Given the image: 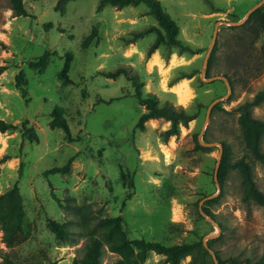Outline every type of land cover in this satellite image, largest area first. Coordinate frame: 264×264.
Returning <instances> with one entry per match:
<instances>
[{"label":"rangeland","instance_id":"374dc122","mask_svg":"<svg viewBox=\"0 0 264 264\" xmlns=\"http://www.w3.org/2000/svg\"><path fill=\"white\" fill-rule=\"evenodd\" d=\"M161 1L180 26L178 39L198 53L161 45L148 55L155 33L129 43L133 32L158 25L144 3L99 10L100 0H23L30 16L16 17L9 0H0V66L6 67L0 75V119L17 126L0 132V195L18 185L31 225L30 237L12 248L3 241L0 226V262L9 256L19 264H72L82 255L94 222L119 216L129 239L166 246L213 240L211 250L226 264L255 263L263 255L264 208L243 201L236 170L229 168L221 189L217 184L225 146L232 163L244 154L236 108L264 91V70L256 78L243 72L234 53L239 41L233 27L238 26L230 23L244 19L262 0ZM87 38L92 39L86 45ZM67 54L72 55L71 83L64 85L59 72ZM152 56L160 63L151 65ZM122 66L143 81V93L158 97L161 106H183L196 118L168 141L162 138L171 126L165 120L148 121L143 132L138 130L145 108L133 82L124 75H99ZM215 77L220 78L210 81ZM173 85L193 95L187 105L169 91ZM58 108L68 131L50 126ZM253 115L264 120V103ZM202 132V141L223 144L222 155L219 146L198 143ZM70 158L69 173L45 174ZM255 180L264 192L259 162ZM211 195L217 200L207 205L204 199ZM73 206L89 210L80 213ZM48 219L66 223L71 238L58 240ZM120 258L131 256L106 247L102 264ZM163 261L152 253L144 264ZM190 261L186 257L181 264Z\"/></svg>","mask_w":264,"mask_h":264},{"label":"trees","instance_id":"16d2710c","mask_svg":"<svg viewBox=\"0 0 264 264\" xmlns=\"http://www.w3.org/2000/svg\"><path fill=\"white\" fill-rule=\"evenodd\" d=\"M210 3L209 0H206ZM10 8L16 17L30 16L25 8L23 0H9ZM146 4L147 14L153 15L158 25H151L140 31L133 32V39L129 43L143 38L150 34H157L156 41L150 46L148 55L154 53L161 45L167 47H177L181 52L198 53L190 45L178 39L180 26L170 14L164 9L161 0H100L98 9L101 10L107 5L124 8L127 6H138ZM238 45L234 53L242 60L243 72L252 78L258 77L264 70V6L253 12L246 23L238 27ZM92 38H87L85 44ZM261 42L260 46L258 43ZM72 55L67 54L64 68L59 72V78L63 84L71 83L68 77V71L71 66ZM211 59H209V66ZM6 70V67L0 66V75ZM99 75L108 78H118L121 75L126 76L133 82L135 87V97L139 104L145 108L141 114L136 128L140 131L146 129L145 124L151 119H164L171 123L169 129L162 133L164 141H168L173 136L180 134V126L188 125L195 119L194 114H190L183 106H174L172 104L160 105L158 97L151 93L144 94V83L135 76H129L126 67H119L116 71H100ZM237 75V73H235ZM231 84L234 80L229 78ZM264 103V91L258 92L250 100L241 103L236 111L239 113V126L242 132L244 154L235 162H231L228 146H225L224 157L218 171V183L223 187L229 168L238 172L243 186V201L245 203H254L264 208V192L257 186L255 180V164L261 163L264 167V120H260L253 115V109ZM59 108L54 112V119L51 121L52 128L62 127L68 131L67 121L57 114ZM17 126L0 119V132L4 133L16 130ZM25 135V133H23ZM200 143V141L198 142ZM9 158L5 157L2 162ZM70 160L64 166L53 167L46 171L49 174H67L70 172L72 162ZM59 201V199H57ZM217 199L207 200V205L212 204ZM77 212L89 210L86 207L73 206ZM204 212L207 216H212L208 207ZM85 215V219H86ZM86 225V221H82ZM49 230L58 240H69L71 232L66 223H60L54 219L47 220ZM0 226L3 232V241L6 246L12 248L20 239H27L31 235L30 221L26 216L24 199L18 185L14 186L7 193L0 195ZM213 240L208 241V248L203 241H189L182 244L166 246L157 242H147L145 239H129L124 230V221L122 217L100 218L94 222L93 230L89 232L88 240L85 243L82 255L75 257L72 264H102V258L105 248L115 254L129 252L131 259L120 258L112 264H144L150 254L156 253L164 257L161 264H181L186 257H191L189 264H216L210 250ZM219 264H226L217 254ZM248 264H264V253L255 263L246 260ZM0 264H19L9 256L2 258ZM48 264H56L50 262Z\"/></svg>","mask_w":264,"mask_h":264},{"label":"water","instance_id":"95a60500","mask_svg":"<svg viewBox=\"0 0 264 264\" xmlns=\"http://www.w3.org/2000/svg\"><path fill=\"white\" fill-rule=\"evenodd\" d=\"M262 6H264V0L260 1L257 5H255L247 14L246 16L244 17V19L240 20V21H237V22H231L230 25L231 26H240L242 24H244L248 18L250 17V15L255 12L256 10H258L259 8H261ZM216 35H217V32H215V35H214V38H216ZM212 52V47L210 48L209 50V53L205 59V67L207 68V64L209 62V58H210V54ZM206 74V71H203L202 72V77L205 76ZM217 78H220V77H215V78H212L210 79V81H213L214 79H217ZM226 85L229 89V94L231 93V86H230V83L229 81L226 80ZM229 94L227 96H229ZM226 96V97H227ZM219 100H215L208 108V115H207V119H206V123H205V126L208 124V119H209V114H210V111L211 109L213 108V106L218 102ZM202 136H203V132L199 135V141L202 145L204 146H207V147H213V146H219L220 147V150H221V155H222V152H223V144L222 143H219V142H214V143H210V142H204L202 141ZM220 164V159L218 160V165ZM218 186H219V189H221L220 187V184L217 182ZM216 195H211V196H208L206 197L204 200H210V199H213ZM205 215V214H204ZM218 228L219 226L214 222L212 221ZM208 239L210 238H213V237H207ZM205 246L208 248V245L205 243ZM210 253L215 261L216 264H219L218 262V259H217V256L215 254V252L213 250H210Z\"/></svg>","mask_w":264,"mask_h":264},{"label":"bare ground","instance_id":"6f19581e","mask_svg":"<svg viewBox=\"0 0 264 264\" xmlns=\"http://www.w3.org/2000/svg\"><path fill=\"white\" fill-rule=\"evenodd\" d=\"M158 63H160V61L156 57H154L151 61V65H156ZM174 63H175V61H173V64ZM172 91L178 95L179 102L182 105H187L191 101V99L193 98V95L188 90H184L182 88V85H177V86L173 87ZM170 156H171V154L169 152H167V157H170Z\"/></svg>","mask_w":264,"mask_h":264},{"label":"crops","instance_id":"0c3cea01","mask_svg":"<svg viewBox=\"0 0 264 264\" xmlns=\"http://www.w3.org/2000/svg\"><path fill=\"white\" fill-rule=\"evenodd\" d=\"M153 56H156V54H153ZM153 56H152V58H151V61H152V59L154 58ZM151 61H150V64H151ZM148 62H149V60L147 61V65L149 64ZM175 86H177V85H173L171 88H169V91L171 92V91H172V88L175 87ZM172 92H173V91H172ZM173 93L176 94L175 92H173ZM177 96H178V95H177ZM178 99H179V98H178ZM179 103H180V102H179ZM156 120H158V119H151V120H149V121H151V122H152V121L155 122ZM162 120H164V119H162ZM165 122H166V120H165ZM167 123H169V122H167Z\"/></svg>","mask_w":264,"mask_h":264}]
</instances>
